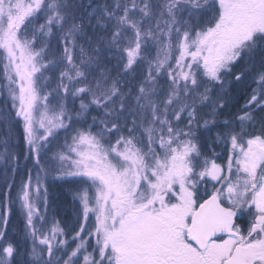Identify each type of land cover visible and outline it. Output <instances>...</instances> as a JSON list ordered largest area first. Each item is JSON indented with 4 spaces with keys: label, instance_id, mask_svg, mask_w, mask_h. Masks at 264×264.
Returning <instances> with one entry per match:
<instances>
[{
    "label": "snow or ice",
    "instance_id": "obj_1",
    "mask_svg": "<svg viewBox=\"0 0 264 264\" xmlns=\"http://www.w3.org/2000/svg\"><path fill=\"white\" fill-rule=\"evenodd\" d=\"M0 264H264V0H0Z\"/></svg>",
    "mask_w": 264,
    "mask_h": 264
},
{
    "label": "trees",
    "instance_id": "obj_2",
    "mask_svg": "<svg viewBox=\"0 0 264 264\" xmlns=\"http://www.w3.org/2000/svg\"><path fill=\"white\" fill-rule=\"evenodd\" d=\"M241 104H243V101H241ZM72 215V197L70 194L65 193L63 198V208L57 212V219L63 224V222Z\"/></svg>",
    "mask_w": 264,
    "mask_h": 264
}]
</instances>
